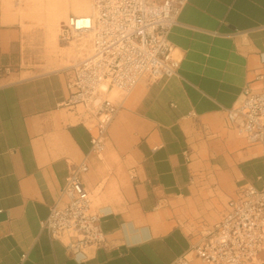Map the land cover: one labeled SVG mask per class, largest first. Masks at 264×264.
Instances as JSON below:
<instances>
[{
    "label": "crops",
    "instance_id": "crops-1",
    "mask_svg": "<svg viewBox=\"0 0 264 264\" xmlns=\"http://www.w3.org/2000/svg\"><path fill=\"white\" fill-rule=\"evenodd\" d=\"M41 7L0 0V264H180L186 255L206 264L193 251L202 237L164 213L195 198L202 176L213 175V190L229 198L222 217L244 185L264 186V140L249 141L227 113L246 87L264 90V0L185 1L169 33L177 72L143 78L129 106L118 100L105 146L123 157L112 175L131 181L123 200L98 210L107 244L79 255L43 223L70 171L87 163L81 178L90 192L103 159L92 145L96 127L73 122L62 106L72 69L20 77L35 32L25 26Z\"/></svg>",
    "mask_w": 264,
    "mask_h": 264
},
{
    "label": "built area",
    "instance_id": "built-area-1",
    "mask_svg": "<svg viewBox=\"0 0 264 264\" xmlns=\"http://www.w3.org/2000/svg\"><path fill=\"white\" fill-rule=\"evenodd\" d=\"M185 1L93 0V15H71L62 25L60 38L65 42L82 33L94 35L90 55L70 71L69 97L62 103L85 125L96 127L94 150L104 149L108 126L121 106L104 97L106 91L113 86L131 91L143 76L157 80L177 72L179 61L169 33ZM227 113L230 123L249 141L264 140V90L246 87L241 101ZM87 170L85 162L70 171L61 200L43 223L73 255L107 244L101 216L81 178ZM201 237L193 251L206 264H264V186L244 185L229 200L221 220ZM180 264H190L188 255Z\"/></svg>",
    "mask_w": 264,
    "mask_h": 264
},
{
    "label": "rangeland",
    "instance_id": "rangeland-1",
    "mask_svg": "<svg viewBox=\"0 0 264 264\" xmlns=\"http://www.w3.org/2000/svg\"><path fill=\"white\" fill-rule=\"evenodd\" d=\"M62 1L64 0H42L40 15L30 17L32 24L25 26L26 29H35V32L30 33L29 39L25 41L23 61L18 69L21 70L20 77L27 78L58 71L66 73V70L69 71L79 61L90 55L94 37L92 33L76 35L68 42L61 40V27L69 18H63L64 8L59 6ZM73 2L69 0L65 6L71 15L75 10ZM84 42L86 46L81 48ZM143 78L148 79L147 76H143L140 81ZM145 80H142L135 90L145 83ZM132 90L124 91L113 86L110 91H106L104 97L117 101L125 98V105L129 106L130 101L127 100L136 92ZM71 112L73 113L70 114L73 117L72 121L76 122L77 115L74 111L71 110ZM96 154L102 156L103 162L98 167L95 177L93 175L95 185L90 188V197L93 208L98 211L105 205L123 200V191L127 187L125 180L130 182L131 178L130 176L112 175V172L123 165V157L110 146V141L107 140L105 149ZM202 166L200 165L201 168ZM216 182L213 175L198 178L197 185L200 188L195 191V198L190 199L186 205L176 208L175 213L170 210L165 211L167 221H170L172 225L179 223L190 234L196 236L204 234L208 228L220 220L224 206L229 199L218 189L213 190L212 186Z\"/></svg>",
    "mask_w": 264,
    "mask_h": 264
},
{
    "label": "bare ground",
    "instance_id": "bare-ground-1",
    "mask_svg": "<svg viewBox=\"0 0 264 264\" xmlns=\"http://www.w3.org/2000/svg\"><path fill=\"white\" fill-rule=\"evenodd\" d=\"M69 0H64L62 2H60L59 6L60 8H64V13H63V18H67V17H70L71 14L68 12L67 8H65L67 2ZM75 3V10L73 11V14L72 15H77V16H80V15H93V0H73ZM86 46V43H82V46L81 48L85 47ZM105 87V88H104ZM106 87L107 85L103 86V88L106 90ZM94 160H97L98 156L96 157L95 155L93 156ZM99 158H102V156H99Z\"/></svg>",
    "mask_w": 264,
    "mask_h": 264
},
{
    "label": "water",
    "instance_id": "water-1",
    "mask_svg": "<svg viewBox=\"0 0 264 264\" xmlns=\"http://www.w3.org/2000/svg\"><path fill=\"white\" fill-rule=\"evenodd\" d=\"M5 216V214H0V218H4Z\"/></svg>",
    "mask_w": 264,
    "mask_h": 264
}]
</instances>
